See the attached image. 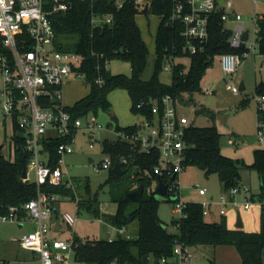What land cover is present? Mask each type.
Returning a JSON list of instances; mask_svg holds the SVG:
<instances>
[{
	"label": "trees",
	"instance_id": "trees-1",
	"mask_svg": "<svg viewBox=\"0 0 264 264\" xmlns=\"http://www.w3.org/2000/svg\"><path fill=\"white\" fill-rule=\"evenodd\" d=\"M116 0H98L91 3L82 0H71L72 7L54 18L56 46L61 51L75 52L83 55L85 61L81 72L90 86V92L68 111L74 118L97 115L100 109L109 111L112 105L108 95L113 90L127 91L132 101V112L147 119H153L152 107L165 96L170 95L178 100L185 93H197L203 90V80L214 59L223 54H242L245 48L236 50L231 47L230 39L233 32L225 29L221 14L217 13L209 25V41L197 53L190 55L182 52L184 39L181 23L172 22L173 0H153L152 13L159 16L161 21L156 37L157 62L150 80L142 78L147 68L149 48L142 37L137 23L138 11L134 4L127 1L124 8L115 7ZM100 18L113 15V23L96 25L92 23L93 15ZM258 35L260 53L264 54V19L259 21ZM167 58L178 61L172 71L171 84H165L160 79L163 64ZM114 59H126L131 63L132 74L113 75L108 64ZM188 59L189 64L180 61ZM103 77L104 84H97L96 80ZM258 95L264 94V82L257 89ZM244 105V103H242ZM141 105V108H139ZM197 112L208 114L212 119L216 114L208 109L199 108ZM264 118V115H262ZM259 117V114H258ZM140 126L118 128L117 130L130 133L137 132ZM16 133V128H15ZM221 133L213 125L210 127L190 126L186 131L187 145L185 167L198 166L207 176L216 174L226 192L241 186V169L246 167L256 170L264 188V149L255 151V161L252 165L242 164L222 153ZM65 139L54 140L49 145L52 153L50 165L55 168L59 161L56 148ZM14 156L6 157L0 152V216H7L11 209H17L20 220L27 217L25 205L36 198L39 191L49 196L71 194V189L65 186L46 184L41 187L31 180L22 178V141L13 137ZM104 152L115 160L126 157L129 166H123L124 173L130 166L137 168L136 178L145 186V194L134 202L129 195L118 201V211L115 216H108L107 220L116 227H127L133 221L138 222V229L132 239L120 236L114 240L90 241L82 243L76 251L79 261L84 264H161L163 259L174 256V240H180L189 247L197 245H229L235 246L241 257V264H264V195H260L262 202L260 214V230L247 232L244 229H231L225 216L219 222H209L203 215V205L188 202L185 206L186 218L175 221L178 232H170L160 219L158 207L160 201L155 193L146 192L143 172L153 171L160 163L159 154L141 155L124 142L110 143L105 141ZM111 171L110 180H120ZM154 179L156 176H154ZM140 185V186H141ZM254 196V195H253ZM170 197H168L169 199ZM167 199V200H168ZM85 202L81 201L79 210ZM88 208L102 218L101 206L87 202ZM85 206V205H84Z\"/></svg>",
	"mask_w": 264,
	"mask_h": 264
},
{
	"label": "built area",
	"instance_id": "built-area-1",
	"mask_svg": "<svg viewBox=\"0 0 264 264\" xmlns=\"http://www.w3.org/2000/svg\"><path fill=\"white\" fill-rule=\"evenodd\" d=\"M82 1L94 4L98 0ZM127 1L134 4L138 15H145L152 11L153 0H116L115 7L121 10ZM71 7V0H0V79L2 82L0 106L4 116L12 121L14 130L12 141L14 135L22 141L28 171L27 180H30V171L34 172L35 182L39 187L51 184L73 189L69 174L64 172L63 168H66L65 157L75 152L74 143L77 135L87 134L89 145L93 148L99 142L100 134L105 130L110 131L98 121L96 116L74 118L68 111L69 106L64 102V86L71 76L86 79L81 72L85 57L79 53L61 51L55 42L54 18L68 12ZM146 8L148 13H145ZM233 8L234 5L230 0H223V3L220 0H173L171 15L172 22L181 23L183 26L182 52L185 55L197 53L208 43L209 25L214 15L222 12L221 20L224 25L233 15L235 26L230 39L231 47L236 50L245 48V50L242 54L230 53L219 56L225 76L233 75L242 59L247 58L251 53L260 52L259 21L264 19V15H256L252 19L255 26V40L251 43L252 33L249 29L248 39L245 41L243 35L248 29L246 22L243 21L241 14L233 11ZM92 23L94 26L111 24L113 15L100 18L94 14ZM176 63V58H167L164 67L172 72ZM96 82L103 85V77H99ZM205 88L214 92V86L210 87L208 83L205 84ZM232 91L237 94L240 89L233 87ZM256 103L259 114L258 138L262 141L264 138L262 116L264 115V94L257 96ZM152 113L153 119L143 117L144 124L137 132L116 130L114 131L116 138L105 141L127 143L141 155L157 152L160 163L153 168L152 176H156L158 186L159 180L168 186L167 199L171 196L178 197L174 211L180 214L181 218H186L184 209L187 203L183 201L184 191L180 184V175L185 169L186 131L191 125L180 121L177 100L170 95L155 103ZM59 139L66 141L61 142L56 148L59 161L53 168L50 165L52 153L49 145ZM116 161L111 155L105 153V159L96 166V171L111 170ZM118 161L122 168L130 165L126 157ZM156 190H151L150 193H155ZM198 192L201 196L207 194V190L202 188H198ZM241 192L240 187L234 188L229 191L228 197L219 200L211 198L209 202L202 203L204 217L211 215V208L214 205L219 206V214L223 217L227 215L229 206H233L237 211L241 208L249 210L251 203L248 197L242 204L237 200ZM243 192L249 194L250 190L246 186ZM58 196H49L39 191L38 196L25 205L27 217L36 225V229L21 238V245L26 250L38 253L41 264H84L76 256L80 241H76L75 238L66 241L52 236L51 219L54 205L59 201ZM81 201V198H77L78 204ZM17 211V209H11L9 215L0 216V223L20 221ZM63 220L70 227L77 221L70 214L64 215ZM117 230L121 236L132 239L127 227H117ZM189 248L179 237L175 238L173 264H187L191 261L193 256ZM0 264H6L1 257ZM161 264H170V259H163Z\"/></svg>",
	"mask_w": 264,
	"mask_h": 264
},
{
	"label": "rangeland",
	"instance_id": "rangeland-1",
	"mask_svg": "<svg viewBox=\"0 0 264 264\" xmlns=\"http://www.w3.org/2000/svg\"><path fill=\"white\" fill-rule=\"evenodd\" d=\"M234 7L241 14L246 28L251 30V43L254 42L255 26L252 19L256 15H264V0H230ZM160 17L152 12L137 15V23L142 32V37L149 48L147 68L143 73L144 80H150L154 74L157 62L156 37L160 25ZM231 25H227L230 27ZM234 29L233 27L231 28ZM178 61V60H177ZM180 61L189 64L188 59ZM108 68L113 75L132 74L131 63L126 59H114L108 64ZM160 79L165 84H171L172 72L167 71L163 64ZM244 82L246 90L235 94L233 87L240 89ZM264 82V54L260 52L251 53L247 58L242 59L237 71L230 76H225L220 57H216L208 69L203 80V90L197 93H185L177 100V108L183 121H187L191 126L210 127L214 124L223 134L221 137V148L225 156L242 164L252 165L255 161V151L264 149V138H258V110L256 98L258 87ZM214 86V92L205 88V84ZM2 82L0 79V88ZM90 86L85 79L72 75L64 86V102L68 106H74L78 101L87 96ZM108 101L112 105L113 114L100 109L96 116L98 121L106 129L100 134V140L93 148L89 145V136L79 133L74 143V154L65 157L66 168L64 172L69 174V179L73 184L71 194H61L59 201L54 205L52 221L54 223V236L62 240L87 243L90 241H102L117 239L119 234L117 227H113L107 220L108 216H115L118 211V201L137 190L141 183L136 178L137 168L130 166L128 171L120 177V180H110V170L96 171V166L105 159L103 142L114 140V131L118 128L130 126H143L144 118L140 114L132 112V101L123 89L113 90L108 95ZM244 103V105L242 104ZM208 109L213 111L217 118L212 121L205 113L197 112L195 109ZM147 132V130H145ZM14 134L11 119L4 116L0 106V152L6 157L14 156L12 136ZM239 144H235V143ZM2 147V148H1ZM90 159L95 162L90 163ZM146 183V192L156 190L158 183L148 170L143 172ZM241 193L237 200L244 203L246 197L249 198L251 208L240 209L244 221V230L247 232H257L260 230V195L264 192L262 181L256 170L242 167L241 169ZM29 179L35 181V173L30 171ZM66 179V180H69ZM182 190H188L189 195L183 197V201L207 203L214 196L216 200L226 192L224 186L219 181L216 174L207 176L198 166L189 165L185 167L180 175ZM248 187L249 194L244 193V187ZM198 188L206 189L207 195L201 196ZM254 195V196H253ZM77 198L85 202L79 210ZM178 197L171 196L167 201L160 202L158 213L166 228L177 233L178 228L175 221L181 219L180 214L175 213L176 201ZM95 206L100 205L102 218L93 209L88 208V203ZM85 205V206H84ZM57 212H56V210ZM219 206H212V213L206 217L207 221H219L223 218L219 214ZM226 219L231 227L237 222V209L233 206L227 208ZM70 214L77 219L74 226H68L63 220L64 215ZM20 221H8L0 223V256L6 264H40L32 259V253L22 248L20 239L24 234H28L35 229L28 217ZM128 231L135 235L138 229V222L133 221L127 226ZM193 258L187 264H241L242 257L235 246L229 245H197L189 248ZM175 258H171L173 264ZM153 263V262H152ZM151 263V264H152Z\"/></svg>",
	"mask_w": 264,
	"mask_h": 264
},
{
	"label": "water",
	"instance_id": "water-1",
	"mask_svg": "<svg viewBox=\"0 0 264 264\" xmlns=\"http://www.w3.org/2000/svg\"><path fill=\"white\" fill-rule=\"evenodd\" d=\"M145 13H148V8L145 9ZM248 35H249V29L246 30V32L243 35V39L246 41L248 39ZM246 90V86L244 84V82L241 83L240 85V92H244ZM109 113L113 114V109L109 110ZM2 148V147H1ZM94 160L90 159V163H93ZM22 165H23V171H22V178L24 180L28 179V171H27V165H26V156L25 154L22 157ZM113 172L118 176V177H122L125 173L124 170L120 164V162L117 160L115 163V166L113 168ZM168 192V186L166 184H164L161 180H159V186L157 188V190L155 191V196L156 199L160 202H164L167 201L166 195ZM145 194V186L141 185L137 190L131 192L129 194V197L134 201V202H138ZM189 195V191L185 190L184 191V196ZM236 228L237 229H243L244 228V222L241 216L240 211H238V216H237V223H236Z\"/></svg>",
	"mask_w": 264,
	"mask_h": 264
},
{
	"label": "crops",
	"instance_id": "crops-1",
	"mask_svg": "<svg viewBox=\"0 0 264 264\" xmlns=\"http://www.w3.org/2000/svg\"><path fill=\"white\" fill-rule=\"evenodd\" d=\"M220 2L221 3H223V0H220ZM233 11H235V12H237L238 13V11L236 10V8L234 7L233 8ZM240 14V13H239ZM259 16H263V15H259ZM231 20L229 21V22H227L226 24H225V28L226 29H228V30H231L232 31V27L234 28V26H235V22H234V17H233V15L231 16V18H230ZM227 25H231L230 27H227ZM196 111L198 110V109H195ZM179 114V113H178ZM206 116H208V118H210L212 121H214L215 119H212L208 114H206ZM216 118H217V116H216ZM179 119H180V121L181 122H183V123H188V124H190L189 122H187V121H183V119L180 117V115H179ZM215 125V124H214ZM216 126V125H215ZM217 127V126H216ZM218 128V127H217ZM218 130H219V128H218ZM219 132L221 133V131L219 130ZM221 135H223L222 133H221ZM236 145L237 144H239V143H235ZM222 149V148H221ZM223 153V152H222ZM225 155V154H224ZM263 195H264V192L262 193ZM207 195V194H206ZM205 195V196H206ZM229 196V192H225V193H223V195L219 198V199H221V198H223V197H228ZM211 198H214V199H216L214 196H212ZM261 207H262V205H261ZM56 210V209H55ZM56 212H57V210H56ZM237 213H238V211H237ZM260 214H261V212H260ZM225 218H226V216H225ZM207 220V219H206ZM220 221V220H219ZM219 221H213V222H219ZM211 222V221H210ZM244 222V221H243ZM259 222H260V217H259ZM237 223V222H236ZM51 224H52V230H53V232H52V236L53 237H55L54 236V223H53V221H52V219H51ZM33 225H34V227H35V229H36V225L33 223ZM228 226L231 228V229H236V224H235V226H233V227H231L230 225H229V223H228ZM20 227H23V222H22V220H20ZM177 228H178V226H176ZM34 229V230H35ZM244 229V228H243ZM33 230V231H34ZM127 231H128V228H127ZM32 232V231H31ZM128 233L131 235V236H134V235H132L129 231H128ZM25 235V234H24ZM23 235V236H24ZM22 236V237H23ZM20 243H21V239H20ZM22 246V245H21ZM23 248V247H22ZM24 249V248H23ZM26 250V249H25ZM29 251V250H28ZM29 252H31L32 253V259H34L35 261H38L40 264H41V260H40V256H39V254L38 253H36V252H32V251H29ZM1 257V256H0ZM5 261V260H4ZM6 262V261H5Z\"/></svg>",
	"mask_w": 264,
	"mask_h": 264
}]
</instances>
